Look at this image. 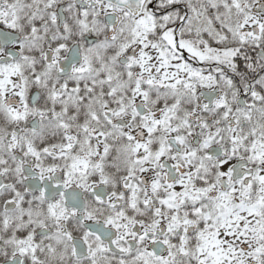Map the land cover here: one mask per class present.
<instances>
[{"label":"snow or ice","instance_id":"obj_1","mask_svg":"<svg viewBox=\"0 0 264 264\" xmlns=\"http://www.w3.org/2000/svg\"><path fill=\"white\" fill-rule=\"evenodd\" d=\"M0 264H264V0H0Z\"/></svg>","mask_w":264,"mask_h":264}]
</instances>
